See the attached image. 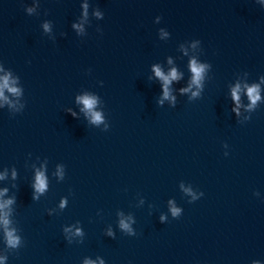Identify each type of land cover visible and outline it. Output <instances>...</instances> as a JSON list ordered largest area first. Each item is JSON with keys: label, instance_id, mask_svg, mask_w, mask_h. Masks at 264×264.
Wrapping results in <instances>:
<instances>
[{"label": "water", "instance_id": "water-1", "mask_svg": "<svg viewBox=\"0 0 264 264\" xmlns=\"http://www.w3.org/2000/svg\"><path fill=\"white\" fill-rule=\"evenodd\" d=\"M0 93V264H264V0H0Z\"/></svg>", "mask_w": 264, "mask_h": 264}, {"label": "clouds", "instance_id": "clouds-1", "mask_svg": "<svg viewBox=\"0 0 264 264\" xmlns=\"http://www.w3.org/2000/svg\"><path fill=\"white\" fill-rule=\"evenodd\" d=\"M200 71H201V69L198 68L195 65V63L193 62V72L195 73V79H198L199 78ZM156 72H157V75L158 76H160L162 79H164L165 84L167 85V83L169 82V78L168 77H164L163 74L159 72V69H157ZM171 78L172 79H175L176 78L175 71L172 72ZM195 79H194V82H195ZM5 86H7V81H5ZM12 91H15V90L12 89ZM253 92H255V89H250V95ZM0 95H2V93H0ZM233 95L235 97V91H234ZM165 97H167V88H165ZM235 98H238V97H235ZM94 102H95L94 100L89 99V98H84V100H83V103L85 104V106L88 109H91L92 108ZM100 119H101V117H100V115L98 113H93V120L94 121H99ZM37 180H38L37 190L42 191L44 189V187H45L43 177L42 176H38ZM177 212H178V209H173V214L174 215ZM121 226L124 227V228H127L128 227L123 222H121ZM8 237H9V244L14 246L16 244V242H17L16 239L12 237V234L11 233H8Z\"/></svg>", "mask_w": 264, "mask_h": 264}]
</instances>
